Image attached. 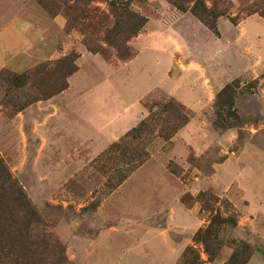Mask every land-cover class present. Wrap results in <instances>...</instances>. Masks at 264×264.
<instances>
[{
  "label": "rangeland",
  "instance_id": "374dc122",
  "mask_svg": "<svg viewBox=\"0 0 264 264\" xmlns=\"http://www.w3.org/2000/svg\"><path fill=\"white\" fill-rule=\"evenodd\" d=\"M43 1L51 11L39 0H0V32L17 16L35 17L36 9L53 16L57 0ZM122 1L129 3V12L142 16L146 22L150 20L152 31L169 29L173 42L176 37L185 40V27L189 29L188 46L195 48L205 41L206 60L211 63L214 59L208 53L214 52V41L222 37L221 42L226 43L230 38L227 25L236 24L249 15L264 20V0H221L217 9L225 13L217 19L216 34L201 22L200 26H195L185 20V11L176 9L168 0ZM206 4L210 5L208 1ZM96 5L101 11L95 27L81 29L76 25L67 31L65 25L55 57L38 61L20 72L0 69L15 75L26 73L29 81L19 86L7 85L0 79V186L8 189L1 194L0 201H7L11 206L23 204L17 210L23 230H27L29 236V244L24 245L28 249L22 256L16 258L6 253L0 264H165L163 258L170 252L163 246L161 237L144 230L139 231L136 240L133 237L135 241L128 235L130 221L117 209L118 199L99 209L124 180L158 182L163 179L154 164L137 172L152 159L162 163L181 186L179 200L195 208L204 218L174 264H264V153L252 155L249 151L252 144L259 143L264 148V114L260 113L261 106L256 102V96L263 92V75L230 80L229 84L236 82L227 94L217 95L220 89L210 107L199 113L203 120H211L215 131L229 128L237 131V142L229 147L212 146L205 148L201 155L194 154L185 141L174 136L197 113L154 88L141 100L147 115L106 143L92 133L85 140L80 135L77 139L64 140L62 147L46 155L40 150L38 115L34 113L27 118L21 111L26 102L41 95L35 87H41L42 91L56 88L59 73L40 74L55 60L67 54H78L70 92L77 86L107 84L113 87L110 96L116 92L125 101L137 93L144 94L148 87L159 82L166 68L165 58L155 63L152 58H144L143 52L129 65L142 42L136 40L137 34L126 38L129 31H125V22L120 25L123 35L105 31L106 25L111 23L107 4L99 1ZM159 5L169 7L174 14L160 12ZM57 14L64 17L66 24L65 15ZM33 20V24L41 26L35 18ZM23 24L20 23L21 28ZM85 42L105 49L108 58L89 50ZM182 45L179 43L177 49ZM178 53L167 69L170 75L182 58ZM31 57L32 53L25 61L29 62ZM232 66L235 67V63ZM256 133L258 135L250 138L236 160V152L231 154V151H236L250 134ZM228 155L227 169L217 172L218 180L214 186L210 185L207 177L214 173L211 162ZM173 187L167 183L159 192L174 193ZM128 190L131 188L125 191ZM174 210L180 218L184 217L179 208L174 206ZM149 222L158 227L165 222V217L160 214ZM198 233L200 239L196 240ZM173 237L180 240L179 234L174 233ZM151 243L161 249L149 251Z\"/></svg>",
  "mask_w": 264,
  "mask_h": 264
},
{
  "label": "crops",
  "instance_id": "0c3cea01",
  "mask_svg": "<svg viewBox=\"0 0 264 264\" xmlns=\"http://www.w3.org/2000/svg\"><path fill=\"white\" fill-rule=\"evenodd\" d=\"M159 11H169L174 14L173 10L167 6L159 5ZM34 12L36 13L33 14L35 16L33 18L41 26L33 24V18L17 16L1 30L0 69L4 67L20 72L38 61L50 60L56 56V47L64 30L65 19L59 14L47 16L39 9ZM184 14L185 20L200 26V21L189 11H185ZM20 23H24V28H21ZM149 24L150 20H147L143 31L135 36L142 45L139 46L136 56L129 65L140 56L141 52L144 53V58H152L155 63L159 58H165L167 63L160 81L148 87L144 94L137 93L132 95L129 101H125L116 92L112 94L113 97L110 96V93H113V87L107 84L77 86L75 91L70 92L73 88L70 80L74 75L71 74L67 78V88L23 108L21 114L27 118L32 117L34 113L38 115L37 137L39 148L44 155L62 147L64 140L77 139L79 135L85 140L92 133H96L106 143L124 133L147 115L141 100L154 88H159L197 113L174 136L175 139L180 138L185 141L194 154L201 155L205 148L212 146L229 147L230 144L237 142L238 133L235 129L215 131L211 127V120L209 122L203 120L199 113L210 107L214 95L230 80L238 77L247 79L262 75L264 77V20L256 15H249L236 24L227 25L226 30L231 34L230 38L226 40V43L221 42L222 37L217 38L214 41V52L208 53L211 58L213 57V63L206 60L205 41L198 43L195 48L188 46L191 31L186 27L185 40L182 41L176 37V41L173 42L172 35L168 34L169 29L163 30L165 32H160L161 28L152 31L153 28L149 27ZM218 26L221 29L219 22ZM179 43L183 44L180 50L177 49ZM35 45L40 46L33 49ZM27 47L29 49L25 50ZM178 50L182 58L174 66L173 75H170L167 69L172 66ZM17 53L20 55L15 56ZM31 53L33 55L31 59H33L29 62L25 61V57ZM233 63L235 67L232 66ZM261 91L263 92L256 96V102L261 106L260 113L264 114V88ZM208 124H210L209 127ZM253 130L256 131V128L253 127ZM254 135L258 134H250L249 138L239 144L236 151H231V154L236 152V160L240 158L244 146ZM249 151L254 155L256 152L264 153V148L259 143L252 144ZM152 160L142 164L137 172L147 168L149 164H154L163 179L158 182L124 180L107 196V201L105 199L99 209L118 199L117 209L124 212L122 217L125 220L130 221L128 235L133 241L141 230L153 233L152 236L161 237L163 246L170 252L167 258H163V262L174 264L187 244L189 236L202 226L204 218L195 208L187 207L179 200V188H181L179 183L172 179L162 163ZM228 160L230 155L211 162L214 173L207 177L210 185L214 186L213 184L218 180L217 172L227 169ZM237 163L235 161V164ZM167 183L174 186V193L159 192L165 189ZM127 188L131 190L125 191ZM174 206L182 211L183 218L178 216ZM160 214L165 217V222L158 227L152 225L149 219ZM174 233L180 235V240L173 237ZM159 248L151 243L149 251L153 252ZM155 260L158 262L157 258Z\"/></svg>",
  "mask_w": 264,
  "mask_h": 264
},
{
  "label": "trees",
  "instance_id": "16d2710c",
  "mask_svg": "<svg viewBox=\"0 0 264 264\" xmlns=\"http://www.w3.org/2000/svg\"><path fill=\"white\" fill-rule=\"evenodd\" d=\"M104 1L107 4L108 14L110 18V25L105 27V31L110 33L124 34V30L120 25L125 22L126 28L129 33L126 38L134 36L139 33V31L144 26L146 19L140 15L129 12V3H125L122 0H57L56 4V15L59 12H62L66 17V30L74 28L76 25H79L81 29L85 27H95L96 23L100 20L98 17V12L101 11V8L96 5V2ZM176 9L181 11H189L194 17H196L201 23H203L210 31L217 34V19L219 16L223 15L225 12L223 10L217 9V4L221 0H168ZM206 1L210 5L206 4ZM41 4L45 2L39 0ZM45 7H47L44 4ZM53 7V5H52ZM49 11L52 8H48ZM127 14V15H126ZM105 26V25H104ZM65 28V26H64ZM89 50L94 51V53H100L104 57L108 58L107 52L103 48L91 47L88 42H85ZM113 46L118 47L114 42L111 43ZM78 57V54H67L62 58L55 60L52 63V66L45 71H41L42 76H47L52 72L59 73V79L57 80L56 88L54 89H45L42 91L41 87L37 86L35 89L41 93L38 98H34L32 101L26 102L25 106L31 102L39 99L49 98L68 86L67 77L70 76L73 72L77 70L75 60ZM50 69V70H49ZM3 74V76H2ZM12 76V80H11ZM0 79L5 82L7 85H26L29 83L28 74L21 73L18 75L11 74L7 70L0 71ZM236 81H232L230 84L224 85L217 95L221 96L227 94V91L230 90L231 86ZM40 85V84H37ZM187 120L184 122V124ZM218 122V121H217ZM219 126L223 127L220 122ZM0 191L1 194H4L8 189L2 186ZM23 204L15 203L14 206L7 203V201H0V259L5 258L6 253L14 255L16 258L22 256L23 252L28 249L24 246L29 244V236L27 230H23V222H21L20 213L17 208ZM13 207V208H12ZM16 210V212H15ZM22 224V227H21ZM199 233L196 234L195 239L199 238Z\"/></svg>",
  "mask_w": 264,
  "mask_h": 264
}]
</instances>
